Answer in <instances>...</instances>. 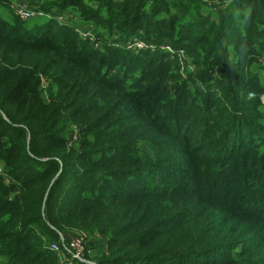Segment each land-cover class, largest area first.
<instances>
[{"label": "trees", "instance_id": "trees-1", "mask_svg": "<svg viewBox=\"0 0 264 264\" xmlns=\"http://www.w3.org/2000/svg\"><path fill=\"white\" fill-rule=\"evenodd\" d=\"M37 9L50 17H0V264H57L50 244L75 231L106 240L97 264H264L263 100L230 56L264 62V0Z\"/></svg>", "mask_w": 264, "mask_h": 264}, {"label": "rangeland", "instance_id": "rangeland-1", "mask_svg": "<svg viewBox=\"0 0 264 264\" xmlns=\"http://www.w3.org/2000/svg\"><path fill=\"white\" fill-rule=\"evenodd\" d=\"M46 1H51V0H8L7 4L4 2H1L0 3V17H2L3 19H5L7 21H10L11 18L14 17V15H16V7L38 10L37 8H39V6H41V4L46 2ZM214 2H215V0H214ZM58 11L54 12L56 15V20H54V22H56L57 24L65 23L67 26H70L71 28L77 27V26L80 27V28L75 30V33L77 35H81V33L83 31L88 29L89 26L87 27L86 24H84L80 21L79 17L77 16V13L75 12L74 9L64 10V12L61 10H58ZM42 12H43L44 18L50 17L49 13H47L45 11H42ZM30 20H32V19H30ZM20 21H22V20H20ZM27 21H29V20H27ZM22 22H24V21H22ZM80 25H82V26H80ZM86 32L91 33V30L90 31L87 30ZM116 33L117 32L114 30V34H116ZM116 36H117V34H116ZM93 38H94V36H93ZM118 38L121 39L120 37H118ZM89 42L93 43V41H89ZM131 42L133 44L134 39H132ZM131 42H129L127 44V46L130 48V50H132V51L136 50L137 51V49H138L137 45H132ZM139 43H140V45H142L143 50H148V51L152 52V51H158L161 49V52H164V53L170 52V51L169 52L166 51V46H157V44H155L153 41H148V40L145 41L144 40V41H140ZM122 46H123V44H121L119 47H122ZM170 49L171 48L169 47V50ZM169 55H171V53H169ZM230 56L233 60L232 62L235 65L239 61V59L242 60V63H244V65H245V66L236 65L235 69L240 70L239 71L240 75L237 78H239L241 80L242 85H245L246 90L255 93L259 98L264 96V72H262L258 67L259 65L264 66V62H261V61L258 62L257 61L256 63H254L252 61L251 62L247 61L245 58H243V57L239 56V54L235 53L234 50H232ZM169 59L171 61H173V63L175 64L176 67L179 68V71H180V73L183 74L184 79L185 78L189 79V77L195 78L197 76V74L199 72L198 68L196 69V67L192 64V60L186 59V56L184 53H181V54L179 53L178 55L170 57ZM191 64L194 67L191 66ZM248 64H249V66H247ZM184 70H186L187 72ZM124 71L125 70L123 68H120V69L116 70L115 73L122 74V73H124ZM214 76H215L214 80H217V79L223 80L220 75L216 76V73L214 74ZM190 89L193 90V92L202 90L203 84L200 81H196L190 85ZM262 109H264V100L262 101ZM76 133L77 132H76L75 128H72L70 133L67 134V139L70 143H73L76 140V138H77ZM5 180L7 182L11 181L7 177H5ZM80 233H85V232L75 231V232L70 233L66 237L68 239L69 238L72 239V238L76 237L77 235H79ZM105 242H106V240H105ZM105 242H104V240L103 241L99 240V242L97 243V242L93 241V238H89L88 241L86 242V244H87V250H88V248H90V254H88V256H86V259L85 258L84 259L89 263L92 262L94 264H97V261L100 259L101 255L100 256L97 255V253H95L94 251L99 248V245L105 244ZM251 245L253 248H256V245L254 242Z\"/></svg>", "mask_w": 264, "mask_h": 264}, {"label": "built area", "instance_id": "built-area-1", "mask_svg": "<svg viewBox=\"0 0 264 264\" xmlns=\"http://www.w3.org/2000/svg\"><path fill=\"white\" fill-rule=\"evenodd\" d=\"M16 16L22 20L27 21L33 18L43 16L42 11H36L35 9H26L22 7H16ZM81 35L88 41H93V35L83 31ZM135 42V41H134ZM132 45H137V51L143 50L140 43H134ZM136 51V50H135ZM90 237L85 233H80L76 237L68 240H61L60 243H53L49 246V251L52 252L57 257V264H79L86 263L84 259L86 242ZM95 239L99 240V237L95 236ZM103 252L106 254V247L103 248ZM89 264V263H88Z\"/></svg>", "mask_w": 264, "mask_h": 264}, {"label": "crops", "instance_id": "crops-1", "mask_svg": "<svg viewBox=\"0 0 264 264\" xmlns=\"http://www.w3.org/2000/svg\"><path fill=\"white\" fill-rule=\"evenodd\" d=\"M94 252L97 253V254H99V253L102 252V250H100V249L98 248V249H96ZM88 254H90V248H89V250H88ZM89 264H94V263L90 262Z\"/></svg>", "mask_w": 264, "mask_h": 264}, {"label": "clouds", "instance_id": "clouds-1", "mask_svg": "<svg viewBox=\"0 0 264 264\" xmlns=\"http://www.w3.org/2000/svg\"><path fill=\"white\" fill-rule=\"evenodd\" d=\"M261 99L264 100V96H262Z\"/></svg>", "mask_w": 264, "mask_h": 264}]
</instances>
